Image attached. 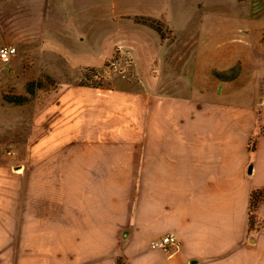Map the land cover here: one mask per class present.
I'll return each instance as SVG.
<instances>
[{
	"label": "crops",
	"instance_id": "1",
	"mask_svg": "<svg viewBox=\"0 0 264 264\" xmlns=\"http://www.w3.org/2000/svg\"><path fill=\"white\" fill-rule=\"evenodd\" d=\"M33 126L0 160V264H264V100L68 86Z\"/></svg>",
	"mask_w": 264,
	"mask_h": 264
},
{
	"label": "rangeland",
	"instance_id": "2",
	"mask_svg": "<svg viewBox=\"0 0 264 264\" xmlns=\"http://www.w3.org/2000/svg\"><path fill=\"white\" fill-rule=\"evenodd\" d=\"M3 46L0 160L24 158L68 86L264 100V0H0Z\"/></svg>",
	"mask_w": 264,
	"mask_h": 264
},
{
	"label": "built area",
	"instance_id": "3",
	"mask_svg": "<svg viewBox=\"0 0 264 264\" xmlns=\"http://www.w3.org/2000/svg\"><path fill=\"white\" fill-rule=\"evenodd\" d=\"M15 48L12 46L0 47V61L2 63L8 62L15 54ZM178 241L174 235H163L160 238L150 243V248L153 250L166 251L170 246H177Z\"/></svg>",
	"mask_w": 264,
	"mask_h": 264
},
{
	"label": "trees",
	"instance_id": "4",
	"mask_svg": "<svg viewBox=\"0 0 264 264\" xmlns=\"http://www.w3.org/2000/svg\"><path fill=\"white\" fill-rule=\"evenodd\" d=\"M251 144V141L249 142V145ZM253 145V143H252ZM253 148V146H252ZM264 198V189H255L252 190L250 193V199H249V206L250 210L252 211L256 204Z\"/></svg>",
	"mask_w": 264,
	"mask_h": 264
}]
</instances>
